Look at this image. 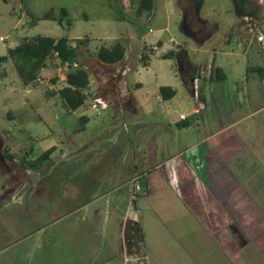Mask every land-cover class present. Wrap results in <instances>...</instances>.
I'll return each mask as SVG.
<instances>
[{"label": "rangeland", "instance_id": "obj_1", "mask_svg": "<svg viewBox=\"0 0 264 264\" xmlns=\"http://www.w3.org/2000/svg\"><path fill=\"white\" fill-rule=\"evenodd\" d=\"M26 1L38 16L52 8L59 17L66 8L68 16L62 23L41 20L32 26L21 1L0 0V38H7L6 42L0 39V56L25 37L39 34L69 37L74 44L89 38L87 45L78 49L77 61L90 72L91 93L81 108L72 111L65 106L58 90L65 85L69 67L55 56L49 59L35 86L22 83L11 60L0 62V264H130L136 255L130 254L128 230L130 236L133 232L141 235L139 253L147 264H264V236L252 231L251 241L235 229L231 236L230 228L200 227L197 218L189 214L177 181L158 182L156 190L145 193L148 181L157 173L165 170L172 175L182 166L176 161L154 170L153 159L144 157L152 137L161 136L163 141L158 158L182 142L178 136L172 140L167 131L169 146L164 151V123L179 120V115L173 107L168 114L162 111L168 102L157 99L158 83L176 85L179 94L174 104L192 108L193 99L180 84V61L177 56H162L169 49H177L172 39L186 48L193 63L216 58V64L230 77L221 86L228 91L235 110L237 78L260 77L250 69L261 60L253 50L245 53L246 40L257 38V32L244 31L242 3L156 0L152 11L137 15L134 0ZM257 5L258 0L249 1V14L254 17H258ZM259 16L263 18L257 23L264 32V4ZM207 32L212 36L203 44L193 37ZM229 36L232 44L227 41ZM159 39L163 46L151 50L150 64L145 63L141 59L143 45L151 47ZM119 40L126 45L127 53L135 46V68L129 82L138 105L131 110L127 104L117 108L106 102L93 107L100 86L96 74L101 69L95 53L102 44L111 46ZM138 81L144 88L136 87ZM262 81L259 88L253 83L246 85V99L255 92L262 96L256 103L243 101L239 112L264 104ZM240 99H244L242 95ZM83 115L89 118L86 123ZM172 128L178 132L177 125ZM198 131L195 125L187 134L195 140ZM236 133L258 148L264 162V109L221 138ZM53 146L55 151L34 165ZM128 211L137 220L128 217Z\"/></svg>", "mask_w": 264, "mask_h": 264}, {"label": "crops", "instance_id": "obj_2", "mask_svg": "<svg viewBox=\"0 0 264 264\" xmlns=\"http://www.w3.org/2000/svg\"><path fill=\"white\" fill-rule=\"evenodd\" d=\"M190 1L195 4L200 3V0ZM234 1L242 3L240 15L243 18L242 27L244 31L248 33L255 32V27H260L258 23L263 18L259 16V11L264 2L258 0L260 6H256L257 11L255 12V15L258 17H254L249 14L248 9L249 1L252 0ZM166 30H168L167 27ZM197 35L199 34L195 33L193 37L197 38L200 44H203L211 38L212 33H201L199 38ZM172 41H174L177 49H169L166 54L173 52V56H177V59L180 61L182 70L180 84L189 91L193 99L192 108L187 109L180 104H174L179 94V89L176 85L172 84L171 86L177 90V93L172 98L165 99L160 92V88L169 84L158 83L157 99L161 102H168L165 106L166 108L163 105L162 111L168 114L173 107V111L179 115V120L173 118L172 123L168 125L164 123L166 129V133H164V151L169 146V142L166 141L168 132L171 134L172 140H175L178 136L182 137V142H179V147L175 150L168 153L164 152L158 158L157 154L160 155L159 149H161L160 146H162L161 142L163 141L160 138L161 136L152 137L147 142L148 150L144 154V157L146 155V158L153 159L152 165L154 170L165 168L170 163L176 161H180L182 166L180 170L172 175L165 170L157 173L154 180L148 181V189L145 193L149 194L153 190H156L158 182L177 181L178 188H183L185 205L187 203L188 212L192 214V218H197L196 222H198L197 224L200 227L209 230L211 228H214L213 230L217 228L222 230L230 228L231 236H234L233 229H235L239 233H244L245 237L251 241L253 239L252 231L257 230L258 236H264V162H261L259 158V150L258 148H254L250 142H247L242 135H238L239 133L232 135L231 138H221L224 133L234 129L237 125L247 120L249 116L257 114L264 109V104L260 105L257 103L252 110H247L245 113L239 112L243 101L246 104L252 100L256 103L255 100L262 96L255 92L252 97L246 99L247 95L244 94L246 85L248 86V84L253 83L258 85V88L259 86L262 87V79L264 80V78H255L254 76L252 78L247 77L246 79L237 78L239 79L236 82L239 93L236 105L238 109L235 110L230 102L228 91L221 86L230 77L222 66L216 64V58L214 57L213 61L206 60L201 64L193 63L188 58L186 48L181 43H177L174 38ZM227 41L232 44V37L229 36ZM156 44L161 47L163 46V41L159 39ZM131 48L129 53L126 52L125 58L119 62L107 63L101 59L100 61L98 60L97 64L101 69L96 74V79L100 84L98 96L96 97H101L108 106L114 105L117 108H122L127 104L126 107L128 110H131V108L135 109L138 105L135 93L129 82V75L135 68V46ZM245 48V53L253 50L261 60V63L256 66H264V45L257 38L246 40ZM153 51L145 43L141 59L145 55L147 59L145 63L150 64L149 54L150 52L154 53ZM216 52L215 49L214 53L216 54ZM217 67L223 69L222 73L224 76L221 75L219 78L215 76V68ZM252 67H255V65ZM197 75L200 76L198 95H196L194 88V78ZM136 87L142 89L144 88V83L138 81ZM241 95L244 98L243 100L240 99ZM211 110L213 117L210 114ZM183 121H189V124L183 126ZM174 124L177 125L178 132L173 130ZM195 125L199 128V134L196 136L197 139L194 140L187 133ZM218 138L219 141L216 142ZM201 146L204 148L202 152H199L198 149ZM193 165L196 168L193 167V171H191ZM152 171L148 172L147 175ZM202 196L205 197V200L202 199ZM133 203H135L134 199ZM127 215L131 219L137 220L131 211H128ZM199 215H201L200 219ZM207 216L209 220L206 221L203 218ZM212 216L215 217L212 220L214 222H210ZM259 229L262 230L258 231ZM213 230L209 233L214 238L215 233Z\"/></svg>", "mask_w": 264, "mask_h": 264}, {"label": "trees", "instance_id": "obj_3", "mask_svg": "<svg viewBox=\"0 0 264 264\" xmlns=\"http://www.w3.org/2000/svg\"><path fill=\"white\" fill-rule=\"evenodd\" d=\"M8 1V0H6ZM23 3L24 10L31 18V25H37L41 20H59L61 23L64 18L68 16V10L62 8L60 17L57 15L54 8L45 12L42 16L36 15L30 8L26 0H15L16 3ZM137 4V14L142 15L145 12L152 11L155 7L156 0H134ZM69 24L71 23L68 19ZM89 38L79 39L77 44H74L69 37H52L48 35L39 34L33 38L25 37L17 45L10 47L6 55L0 56V62L12 61L13 65L25 86H35L41 79L44 69L48 66L50 58L58 53V57L62 61V65L66 61L75 62L78 58V49L82 45H87ZM127 52L126 45L123 41H116L113 45L107 46L102 44L95 55L107 63H116L125 58ZM173 52L164 54L163 57H171ZM142 60H147L145 55L142 56ZM250 69V68H249ZM253 72H257L260 77L264 78V66H255L250 69ZM222 68H215V76L219 78L222 73ZM59 78L53 80L56 82ZM91 89V75L89 70L80 66L74 68L69 67L66 72L65 85L58 90L59 97L63 100L65 106L68 109L75 111L83 106L90 95ZM160 92L165 99L172 98L177 90L170 86H162ZM82 120L86 123L88 117L83 115ZM189 121H183L182 125L186 126ZM56 147L53 146L46 150L43 155L35 161L34 165L40 164L44 159L48 158Z\"/></svg>", "mask_w": 264, "mask_h": 264}, {"label": "built area", "instance_id": "obj_4", "mask_svg": "<svg viewBox=\"0 0 264 264\" xmlns=\"http://www.w3.org/2000/svg\"><path fill=\"white\" fill-rule=\"evenodd\" d=\"M261 2H264V0H261ZM254 31L257 32V40L264 45V32L258 26L255 27V30ZM0 39L3 42H6L7 41V38L6 37H1ZM150 48H151V50H157L158 49V45L157 44H154ZM55 57L58 60H60V62L62 63L61 59L58 57V53H55ZM63 65L64 66H67V67L73 66L74 68L80 67V64H79L78 61H75V62L66 61V62L63 63ZM199 83H200V76L197 75L194 78V88H195L196 95H198ZM97 103H100L101 106H103L104 105V100H102L101 97H95L94 98L93 107H96L97 106Z\"/></svg>", "mask_w": 264, "mask_h": 264}, {"label": "flooded vegetation", "instance_id": "obj_5", "mask_svg": "<svg viewBox=\"0 0 264 264\" xmlns=\"http://www.w3.org/2000/svg\"><path fill=\"white\" fill-rule=\"evenodd\" d=\"M134 223L135 222H133V225ZM127 235H128V239H127L128 247L129 249L132 248V250H134V251L130 250V254L136 255V259H133V262H131L130 264H141V261H142L141 259L144 258V255L139 253L142 248V237L140 234L139 235L134 234V232H133V236H130L129 230L127 232Z\"/></svg>", "mask_w": 264, "mask_h": 264}, {"label": "water", "instance_id": "obj_6", "mask_svg": "<svg viewBox=\"0 0 264 264\" xmlns=\"http://www.w3.org/2000/svg\"><path fill=\"white\" fill-rule=\"evenodd\" d=\"M141 260H142V261H141V264H146V262H145V259H144V258H142Z\"/></svg>", "mask_w": 264, "mask_h": 264}]
</instances>
